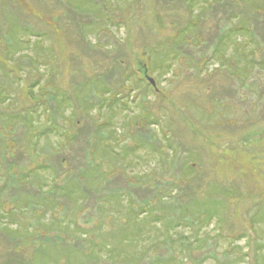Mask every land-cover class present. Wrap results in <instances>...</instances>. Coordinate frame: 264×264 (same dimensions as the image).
<instances>
[{"label":"rangeland","instance_id":"rangeland-1","mask_svg":"<svg viewBox=\"0 0 264 264\" xmlns=\"http://www.w3.org/2000/svg\"><path fill=\"white\" fill-rule=\"evenodd\" d=\"M0 94V264H264V0H0Z\"/></svg>","mask_w":264,"mask_h":264},{"label":"trees","instance_id":"trees-1","mask_svg":"<svg viewBox=\"0 0 264 264\" xmlns=\"http://www.w3.org/2000/svg\"><path fill=\"white\" fill-rule=\"evenodd\" d=\"M72 6H75V4L74 3H72L71 4ZM76 9V8H75ZM32 32H34L35 34H34V36L36 37V38H38V39H40V36H38L37 34H36V31L35 30H32ZM87 31H86V29L84 30V31H82V36L83 35H85V33H86ZM84 37V36H83ZM179 39V33H177L176 35H175V38L174 37H172L171 39H168L167 41H163V43H160V45L157 47V55L158 56H156L157 58V62L162 66V68H164L165 67V65H166V68H170L171 66H170V63H171V61L173 60V59H175V58H173L170 54L171 53H174V50H175V45L177 46V42H176V40H178ZM29 41H32V38L31 39H29ZM33 42V41H32ZM33 44H35V45H33V47H35V48H31V50H36L35 52L37 53L36 54V56L34 57V58H32L31 57V55H30V60L32 61V63L34 64V65H36V67L37 66H40V62H41V53L43 52H45L44 51V49H45V47H44V45H43V42H37L36 43V41H34L33 42ZM167 47H169V48H167ZM44 48V49H43ZM167 48V49H166ZM166 49V50H165ZM39 52V53H38ZM43 61H47V60H43ZM168 63V64H167ZM0 96H1V94H0ZM106 140H108V138H106ZM108 142H110L109 140H108ZM113 151H115V150H113ZM113 151H112V153H113ZM202 216V215H201ZM213 219V218H212ZM198 222V223H202V220L200 219V218H195V217H193L192 219H191V222ZM212 221V220H211ZM178 222V221H177ZM179 223V222H178Z\"/></svg>","mask_w":264,"mask_h":264},{"label":"water","instance_id":"water-1","mask_svg":"<svg viewBox=\"0 0 264 264\" xmlns=\"http://www.w3.org/2000/svg\"><path fill=\"white\" fill-rule=\"evenodd\" d=\"M150 81H151V83L154 85L155 82H154L152 79H150Z\"/></svg>","mask_w":264,"mask_h":264}]
</instances>
